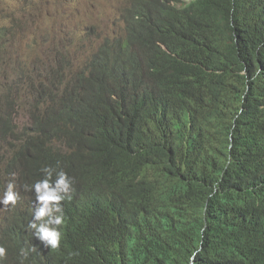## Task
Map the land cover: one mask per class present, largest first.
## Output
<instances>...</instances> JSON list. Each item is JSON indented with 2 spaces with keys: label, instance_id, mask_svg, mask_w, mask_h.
Returning <instances> with one entry per match:
<instances>
[{
  "label": "trees",
  "instance_id": "trees-1",
  "mask_svg": "<svg viewBox=\"0 0 264 264\" xmlns=\"http://www.w3.org/2000/svg\"><path fill=\"white\" fill-rule=\"evenodd\" d=\"M118 12L77 72L62 43L0 74V191L26 214L2 264H264V0ZM45 166L74 181L57 250L26 231Z\"/></svg>",
  "mask_w": 264,
  "mask_h": 264
},
{
  "label": "rangeland",
  "instance_id": "rangeland-1",
  "mask_svg": "<svg viewBox=\"0 0 264 264\" xmlns=\"http://www.w3.org/2000/svg\"><path fill=\"white\" fill-rule=\"evenodd\" d=\"M125 3L126 0H0V74H8L12 66L24 61L30 60L33 67L38 60L50 61L54 53L46 51L62 43H66L69 66L77 72L99 42V35H114L122 30L118 10ZM59 65L63 67L62 62L55 66ZM55 66L44 65L47 76L51 77L50 69ZM22 119L26 120L24 114Z\"/></svg>",
  "mask_w": 264,
  "mask_h": 264
},
{
  "label": "clouds",
  "instance_id": "clouds-1",
  "mask_svg": "<svg viewBox=\"0 0 264 264\" xmlns=\"http://www.w3.org/2000/svg\"><path fill=\"white\" fill-rule=\"evenodd\" d=\"M44 178L36 180L31 185H23L25 191H33L35 194L36 207L32 209V219L26 225V231L45 249L57 250L61 245L62 233L60 226L64 224L65 216L62 201L71 199L70 192L73 190V179L64 171H57L51 166L41 169ZM55 178L53 179V177ZM28 199V198H27ZM29 200V199H28ZM25 214L20 202V185L15 186L9 181L0 191V219L5 218L10 224L15 220L14 216ZM28 251H36L32 247ZM28 251L21 250L20 264H24ZM198 251H194L188 257V264H195ZM7 255V249L0 246V264Z\"/></svg>",
  "mask_w": 264,
  "mask_h": 264
}]
</instances>
